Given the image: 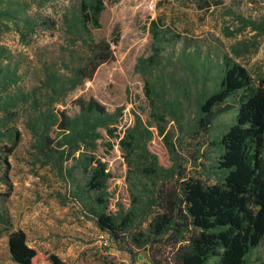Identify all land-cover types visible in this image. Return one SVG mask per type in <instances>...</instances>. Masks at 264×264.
I'll return each mask as SVG.
<instances>
[{
    "label": "trees",
    "instance_id": "trees-1",
    "mask_svg": "<svg viewBox=\"0 0 264 264\" xmlns=\"http://www.w3.org/2000/svg\"><path fill=\"white\" fill-rule=\"evenodd\" d=\"M54 1L0 0V23L7 22L26 36L36 34L39 26L56 28L55 18L45 17L40 23L38 16L26 13ZM112 2L80 0L76 6L64 7L62 23L71 33L77 30L86 34L88 55L71 69L65 65L67 74L45 70L39 89L21 88L18 68H13L10 58L0 52V182L9 188L5 197L9 198L12 190L9 157L21 142L17 123L23 119L43 165L65 179L96 228L120 250L136 257L141 251L169 250L170 256L154 258V264H248L249 255L264 243V78L255 86L248 70L228 56L213 63L209 54L202 58L198 51L181 53L191 78L185 86L162 70L161 91L166 92L169 83L176 90L175 103L169 105L168 112L179 124L184 95L192 97L195 122L203 130L210 129L218 115L227 110L222 106L229 100L235 104L234 124L217 144L221 154L216 183L186 179L185 174L176 173L170 134L163 126L165 116L155 112V97L161 99L162 93H154L144 76L145 69L153 74L161 64L159 47L150 56L140 58L136 67L145 78L148 108H139L145 117L134 111L132 124L123 125L121 109L110 113L94 98L68 100L70 93L91 81L102 65L115 58L112 44L119 39L110 41L95 34L102 28L103 13ZM240 21L246 28L264 33V18L240 17ZM157 24L151 23L155 43L160 36L155 31ZM213 71L215 77L209 89L206 85ZM156 135L166 146L165 159L152 151ZM106 138L109 141L105 146L111 150L115 146L111 141H116L128 165L124 189L111 188L113 174L97 155ZM137 153L146 158L149 167L130 168V159ZM133 173L154 187L149 202L142 204L130 187ZM176 176L175 183L169 184ZM0 225L9 232V253L16 264H81L78 260L65 262L30 246L25 232L11 231L12 222L3 210ZM113 260L108 264H117Z\"/></svg>",
    "mask_w": 264,
    "mask_h": 264
},
{
    "label": "rangeland",
    "instance_id": "rangeland-1",
    "mask_svg": "<svg viewBox=\"0 0 264 264\" xmlns=\"http://www.w3.org/2000/svg\"><path fill=\"white\" fill-rule=\"evenodd\" d=\"M79 1L56 0L41 9H29L26 13L38 16L40 23L45 17L57 20L56 28L39 26L36 34L31 36L17 31L7 22L0 23V52L10 58L13 68H18L19 86L24 90L40 87L45 70L67 74L65 65L71 69L86 59V34L67 31L61 20L64 7L76 6ZM240 17L263 19L264 0H113L103 13L102 28L95 34L110 41L119 39L116 45L112 44L115 58L102 65L91 81L70 93L68 100L94 98L110 113L121 109L123 125L132 124L134 111L145 117L139 110L148 108L145 78L136 67L140 58L150 56L153 49L159 47L162 50L161 64L153 74L145 69L144 76L150 81L154 93L163 96L161 99L155 97V112L165 116L163 126L170 134L176 173L185 174L186 179L213 185L219 178L216 167L221 150L217 144L234 124V101L231 99L222 106L227 110L218 115L210 129L203 130L195 122L197 114L192 97L184 95L179 124L168 112L169 105L175 103L176 90L170 88L172 84L169 83L166 92L161 91L164 86L162 70L169 73L178 85L185 86L191 78L181 53L191 55L198 51L202 58L209 54L213 63L228 56L248 70L257 86L264 78V33L246 28ZM153 21L158 23L155 31L160 32L156 43L151 29ZM214 77L213 71L207 88L212 87ZM191 91L193 96L194 87ZM74 111L71 108V112ZM17 128L22 138L9 157L12 183L9 198L5 197L9 188L0 182V211L7 212L10 217L11 231L22 230L30 246L42 253L54 254L65 262L78 260L81 264H108L113 260L111 258H115L113 261L117 264H154V258L170 256L169 250L158 248L141 251L137 253L138 257L120 250L119 245L96 228L94 220L85 213L79 196L65 179L51 167L43 165L23 119L17 123ZM108 141L106 138L101 142L97 155L113 174L111 188L124 189L128 165L116 141H111L115 145L112 150L105 146ZM152 151L163 159L168 157L163 139L157 135ZM129 165L133 170L149 167L141 153L133 155ZM176 179L177 176L170 179L169 184L175 183ZM130 187L142 204L149 202L150 191L154 188L150 182L133 173ZM146 228L147 222L142 225L143 230ZM8 234L0 225V264H16L9 253ZM162 253L164 255L160 257ZM247 263L264 264V243L249 255Z\"/></svg>",
    "mask_w": 264,
    "mask_h": 264
}]
</instances>
